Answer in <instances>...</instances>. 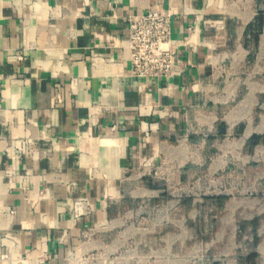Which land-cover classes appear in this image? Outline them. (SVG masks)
I'll list each match as a JSON object with an SVG mask.
<instances>
[{"label": "crops", "instance_id": "1", "mask_svg": "<svg viewBox=\"0 0 264 264\" xmlns=\"http://www.w3.org/2000/svg\"><path fill=\"white\" fill-rule=\"evenodd\" d=\"M153 8L176 53L155 81L127 48ZM0 48V264H83L134 216L183 227L190 264H264V0H0Z\"/></svg>", "mask_w": 264, "mask_h": 264}, {"label": "rangeland", "instance_id": "2", "mask_svg": "<svg viewBox=\"0 0 264 264\" xmlns=\"http://www.w3.org/2000/svg\"><path fill=\"white\" fill-rule=\"evenodd\" d=\"M194 182L193 178L191 186ZM195 194L193 192L191 195L199 199V195ZM166 212L165 209L156 211V216L152 213L150 217H164ZM180 215L181 213L177 212V218H180ZM132 220L136 222V216ZM132 220L128 225L108 227L99 231L94 246L84 256L83 264H185L184 256L189 261L187 264H190L200 257L199 241L192 239L174 243L172 240H166L168 233L178 235L183 227L181 229L179 226H161L158 231L152 232L153 226L132 224ZM189 228V232L196 235L203 227L198 224ZM216 228L205 227L203 233L211 237L217 232ZM171 244L172 248L176 244L173 252H169Z\"/></svg>", "mask_w": 264, "mask_h": 264}, {"label": "built area", "instance_id": "3", "mask_svg": "<svg viewBox=\"0 0 264 264\" xmlns=\"http://www.w3.org/2000/svg\"><path fill=\"white\" fill-rule=\"evenodd\" d=\"M171 32L170 14L160 9L131 17L127 48L133 77L155 81L174 74L176 53Z\"/></svg>", "mask_w": 264, "mask_h": 264}]
</instances>
